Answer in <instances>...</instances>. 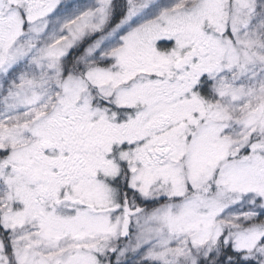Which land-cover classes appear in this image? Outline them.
<instances>
[{"label":"snow or ice","instance_id":"snow-or-ice-1","mask_svg":"<svg viewBox=\"0 0 264 264\" xmlns=\"http://www.w3.org/2000/svg\"><path fill=\"white\" fill-rule=\"evenodd\" d=\"M0 264H264V0H0Z\"/></svg>","mask_w":264,"mask_h":264}]
</instances>
